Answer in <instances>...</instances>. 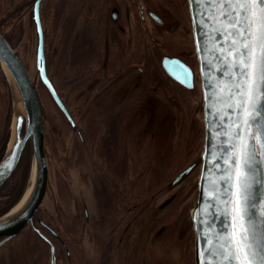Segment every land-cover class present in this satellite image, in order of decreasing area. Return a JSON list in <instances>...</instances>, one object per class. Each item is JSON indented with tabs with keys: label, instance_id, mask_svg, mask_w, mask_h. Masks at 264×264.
Here are the masks:
<instances>
[{
	"label": "flooded vegetation",
	"instance_id": "flooded-vegetation-1",
	"mask_svg": "<svg viewBox=\"0 0 264 264\" xmlns=\"http://www.w3.org/2000/svg\"><path fill=\"white\" fill-rule=\"evenodd\" d=\"M98 3L99 0H0V34L29 72L27 62L23 59L18 46L23 39L25 25L30 31H33L35 44L32 66L35 72L34 75L29 72L30 77L34 85L37 86V82L41 81L40 71H45L55 94L73 123H69L65 114L55 106L68 121L72 130L78 132L83 141L82 144L78 143V145L85 147L87 155L95 165L93 166L94 169L86 168L87 182L90 184L89 194L98 199L101 215L105 217L103 228L105 229V226L112 219H126V217L121 216L131 211L133 217L128 216L126 225L129 228L132 224V218L137 221L145 213L146 208L143 207L140 210L139 200L133 206L120 207L119 203L124 197H119V182L124 180L130 183L135 179V183L138 182L140 174L137 167L141 164L137 161L143 162L146 157L143 159L141 151L139 157L136 158V155L130 154L128 147L127 150L125 149V145L130 138L131 147L133 146L135 149L136 146L146 143L148 137L149 142L145 151L153 152L154 159L149 155V161H154L157 155L154 144L156 138L153 129L149 127L139 128L138 133L131 132L128 125L129 121L126 124L119 122L122 113L119 117H113L112 113H106L107 109L103 110L102 104L114 91L118 94L117 102H119V88L124 82L131 80L129 72L126 73L129 68L139 75H146V80L142 84L136 82L134 86L136 89L138 86V88L149 93L142 94L140 101H145L150 117L155 114L156 103L159 102L157 98L153 97L162 96L172 105L176 103L174 97L179 96L180 101H183L182 95L188 96L194 91H199L202 99L198 61L191 36L187 0H104V6L97 10V15H91ZM4 81L6 82L5 79ZM5 86L3 91H0V98L3 99L4 104V109H0V163L6 156L13 116L11 95L7 82ZM93 109L94 111L98 109L100 113L94 112L92 114ZM193 111L190 110L189 116ZM197 112L200 113L202 124V112L199 108ZM119 125L122 127L120 141ZM24 131L25 124L22 126V136ZM141 132L143 136H141ZM119 142L121 143L119 144ZM175 145L176 151L180 153L181 150H184L187 152V156H190L191 152L196 149V146L185 148L186 144ZM28 148L29 144L27 143L17 167L0 187V201H5L1 203L0 217L7 214L15 206L24 192V180L27 176L24 177L23 173L24 171L28 172ZM106 152L110 155H106ZM119 152L126 154L124 163L119 161ZM45 155L47 159L46 148ZM130 155L134 156V161ZM73 156L74 158L70 160L71 166L79 171L81 169L76 162L80 154L79 152L74 153ZM150 164L151 166L145 172L147 182L151 184L153 190L155 189L154 182L161 181V179H155V170L151 168L153 164ZM163 164L165 167L168 166L167 163ZM182 165H178V170L175 169L176 174L170 178L169 185L189 166L179 171ZM49 169L48 164V177ZM193 174L194 172L189 174L181 183L173 188L169 187V190L164 192L170 193L179 189L178 193L181 192V194L174 193L172 198L170 197L159 204L161 212L153 211L152 216L153 219H157V225L163 226L164 223L172 219L173 224L176 225L177 221L179 224L180 217L184 216L190 209L189 196L183 185L191 179ZM18 175H22V178L17 179ZM72 177L75 178V176ZM48 188L49 182L46 193ZM69 194L75 198V194ZM177 197V206L171 207V215L163 219L165 216H160V214L166 212V208ZM156 198L157 196H155ZM104 203L111 205L113 208L111 212L104 211L108 210L101 207ZM148 204L145 203V205ZM84 215L87 220L90 219V210L86 204L80 205V213L76 214L82 219ZM119 225L121 226V223ZM120 226L118 227L119 243L116 242V247L121 244V238L124 235V227L121 228ZM27 228L31 229L41 244L47 246L49 264H58L59 246L71 258L73 246L71 249L67 246L60 231L48 222L40 207L24 230ZM157 234L158 237H161V232ZM12 240L2 242L0 239V264H22V262L26 264L21 253L19 257V251L22 252V250L14 246L11 247ZM105 242L103 241V252L106 251ZM24 253H27V250L24 249Z\"/></svg>",
	"mask_w": 264,
	"mask_h": 264
},
{
	"label": "rangeland",
	"instance_id": "rangeland-1",
	"mask_svg": "<svg viewBox=\"0 0 264 264\" xmlns=\"http://www.w3.org/2000/svg\"><path fill=\"white\" fill-rule=\"evenodd\" d=\"M103 6L104 0H99V3L94 7L95 11L92 12L91 15H97V10H100ZM34 44L33 31H30L28 26L25 25L23 39L18 49L23 59L27 62L31 75H34L35 72L32 66ZM128 72L131 80L124 82L122 87L119 88V102H117L118 94L114 91L102 104L103 110L107 109L108 111L106 113H112L113 117H119L121 113L123 114L122 116H128L129 119L127 121H129V130L133 133H138L139 128H152L156 138L154 144L157 149L155 160L149 161V155L153 159L154 157L152 151H145V148H147L146 145L149 142L148 137L146 143H143L141 146H136L135 149L133 146L131 147L132 141H129L130 138L126 142L125 149L127 150L128 147L130 149V154L136 155V158H138L142 151L143 159L146 157V160L143 162L137 161V163L141 164V166L137 167L138 173L140 174L138 182L135 183L136 179L130 183L124 180L119 182V197H124L122 202L119 203L120 207L125 208L133 206V204L139 200V206H141L140 210L143 209V207L146 208L144 210L145 213H143L137 221H134V218H132V224L129 228L126 225L128 216L131 215V217H133L131 211L121 216L126 217V219H112L105 226V229L103 228L105 217L101 215L99 208L100 203L97 202L98 199L89 194L90 184L87 182L88 175L86 174V168L89 167L90 169H94L93 166L95 165L87 155L85 147L78 145V143H83L78 132L73 131L68 121L60 114V111L53 103L48 91H46L42 83H40L41 81L37 82L36 87L41 97L46 120L45 148L50 168L49 188L40 208L48 222L60 231L67 246L70 249L73 246L71 258H69L67 253L59 246L58 264H194V233L189 222V212L196 202L197 189L195 184L198 177V167L194 170L191 179L187 180L183 185V188L187 190L189 196L188 202L190 209L184 216L180 217L179 224L178 221L176 225L175 223L173 224L172 219L164 223L163 226L160 224L157 225V219H153L152 213L156 210L161 212L159 204L170 197L172 198L174 193L179 192V189H177V191L164 193L169 190V180L176 174L175 169H179L178 165L183 164L179 170L181 171L186 166L197 162L200 156L204 139L203 107L200 92L194 91L188 94V96L182 95V98H184L183 101H180V97L176 96L174 97L176 103L172 105L162 96L153 97L157 98L159 102L156 103L157 109L155 110V114L150 117V112H147L145 101H140L141 95L148 92L143 91L141 88H138V86L136 89V86H134L136 82L142 84L143 81L146 80V75H139L130 68L126 71V73ZM3 77L9 86L12 101L13 116L11 119L9 146L14 126L15 99L13 89L5 73L1 69L0 91H3V87H6V82ZM153 105L152 103V106ZM198 108L200 112H202V124L200 121V113L198 114L197 112ZM0 109H4L2 98H0ZM190 110H194L195 113L193 111L189 116ZM94 112L100 113L98 109H96V111L93 109L92 114ZM127 121L125 122L124 118L119 119L120 123L123 122L126 124ZM120 132H122V127L119 125V141ZM142 132L141 136H143ZM120 143L121 142H119V144ZM175 144H186L184 146L185 148L196 146V149L191 152L190 156H187V152L184 150H181L180 153L176 151ZM28 152V172L26 173L24 171L23 173L24 177L27 176L26 180H24L25 188L15 206L23 198L29 183L32 160L30 145ZM78 152L80 156L76 164L80 166L81 170L79 171L75 170L77 168H73L74 166H71L72 163L70 161L74 158L73 154ZM175 153L177 154L176 156ZM106 155H110V153L106 152ZM133 155H130V158L134 161ZM120 160L123 163L126 161V154L123 152H119V161ZM150 163L153 164L151 168L155 170V179H161V181L154 182L155 185L153 186L155 189L153 190L151 184L147 182V174L145 172V170L151 166ZM163 163H167L168 166L165 167ZM72 176H75V178ZM20 178H22V175L17 176V179ZM69 193L75 194V198H72ZM178 194L180 195L181 192ZM155 196H157L156 199ZM178 197L166 208V212L163 211L164 213L160 214V216H165L163 219L171 215L170 209L171 207L174 208L177 206ZM142 200H144V202L141 203ZM2 202L5 201H0V212ZM146 202L149 204L145 205ZM82 203L89 207L90 219H88L90 221L87 220L85 215L83 219L81 216H76V214L80 213V205L82 206ZM101 207L103 209H108L104 211L109 212L113 209L108 203H104ZM176 208L178 209V207ZM119 223H121V226ZM119 226L121 228L124 227V235L121 238V244L116 247L117 243H119ZM100 228H103V230H100ZM159 232H161V237H158L157 233ZM103 241H106L105 252H103ZM10 244L11 247L14 246L22 250L23 253L19 251V257L21 253L24 263L49 264V251L47 246L41 244L31 229L27 228L22 231L15 239L13 238ZM24 249L25 251L27 250V253H24ZM109 250L112 251L109 252Z\"/></svg>",
	"mask_w": 264,
	"mask_h": 264
},
{
	"label": "water",
	"instance_id": "water-1",
	"mask_svg": "<svg viewBox=\"0 0 264 264\" xmlns=\"http://www.w3.org/2000/svg\"><path fill=\"white\" fill-rule=\"evenodd\" d=\"M189 17L191 21V36L194 51L198 61L199 85L202 93L204 139L202 150L197 162L189 165L169 185L170 188L181 183L198 167L196 181V202L189 212V222L194 233V264H219V257L210 256L205 250L209 248L207 241L215 240L216 233L228 228L229 232L238 231L239 224L233 222L229 225L228 212L231 205L224 201L235 200L236 192L234 179L227 177L231 173L234 177V163H226L229 157L235 161L240 150V141L236 139L241 135L240 130L232 131L233 122H239V110L234 111L228 107L231 102L228 88L233 77L225 75L227 53L221 48H227L229 42L225 40L222 31H214L220 25L211 19L214 8L208 0H187ZM203 25V27H201ZM228 57V62L231 61ZM173 62V61H172ZM0 67L10 86L15 99L14 126L15 136L6 156L0 163V187L8 180L22 156L27 143L32 150L30 176L33 161L36 162V176L34 187L26 204L16 213L7 217H0V239L2 242L10 241L20 234L25 226L31 222L36 211L44 200L48 186V164L45 155V120L44 109L37 87L34 85L24 63L11 49L0 34ZM41 83L48 91L53 103L65 114L69 123L72 121L64 106L58 99L55 91L45 75L40 71ZM73 123V122H72ZM25 124L24 135L22 126ZM12 140V137H11ZM11 143V142H10ZM258 159H264L259 153L264 152L259 144L254 145ZM15 150V155L13 152ZM256 179L249 189L253 202L258 204L257 212L264 210V165H256ZM29 184V183H28ZM29 186V185H27ZM26 192V191H25ZM25 195V194H24ZM206 210V211H205ZM259 220V217H257ZM211 223V228L209 227ZM200 253H205L201 256Z\"/></svg>",
	"mask_w": 264,
	"mask_h": 264
},
{
	"label": "snow or ice",
	"instance_id": "snow-or-ice-1",
	"mask_svg": "<svg viewBox=\"0 0 264 264\" xmlns=\"http://www.w3.org/2000/svg\"><path fill=\"white\" fill-rule=\"evenodd\" d=\"M208 3L214 8L211 19L220 25L214 31H222L229 42L220 51L227 53L228 70L224 74L233 77L228 88L231 101L228 107L239 110V122H233L232 131L239 129L241 135L236 137L240 141L238 158L233 161L229 157L225 161L235 164L234 177L231 173L227 177L234 179L235 200L224 201L232 206L228 227L236 222L239 229L229 232L225 228L216 233L215 240H206L209 248L205 252L219 257V264H264V210L257 212L258 204L248 194L252 184L260 182L256 179V165H264L254 147L259 144L264 149V0H208ZM228 57L232 58L230 62ZM259 155L264 157V152Z\"/></svg>",
	"mask_w": 264,
	"mask_h": 264
},
{
	"label": "bare ground",
	"instance_id": "bare-ground-1",
	"mask_svg": "<svg viewBox=\"0 0 264 264\" xmlns=\"http://www.w3.org/2000/svg\"><path fill=\"white\" fill-rule=\"evenodd\" d=\"M2 70H4V67H2ZM121 118H124L125 119V122L129 119L127 116H122ZM14 136H15V129H13V132H12V140H11L9 149H10L12 143H13ZM35 176H36V162L33 161V164H32V172H31V176L29 178V184H28L29 186H27V188H26L25 195L20 200V202L11 211H9L6 214L7 217H9L12 214L16 213L18 210H20L26 204L27 200L31 196V193H32V190H33V187H34Z\"/></svg>",
	"mask_w": 264,
	"mask_h": 264
}]
</instances>
